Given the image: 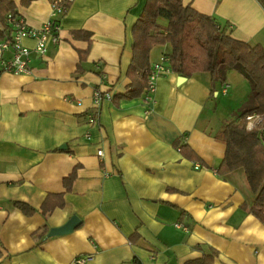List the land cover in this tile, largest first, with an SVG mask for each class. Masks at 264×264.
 <instances>
[{"label":"crops","instance_id":"crops-1","mask_svg":"<svg viewBox=\"0 0 264 264\" xmlns=\"http://www.w3.org/2000/svg\"><path fill=\"white\" fill-rule=\"evenodd\" d=\"M146 1L72 0L57 17L59 43L32 54L28 74L0 75V264H73L78 256L87 264H264V226L242 208L253 201L243 173L217 174L226 148L215 134L248 102V82L228 70L227 94L217 84L212 95L208 74L178 84L170 73L157 79L150 106L145 93L119 98L131 84L132 29ZM181 1L264 49V0ZM14 2L30 27L50 18L48 0ZM169 50L154 47L151 66ZM96 91L111 95L98 109ZM52 195L64 206L43 216ZM72 216L80 219L72 233L47 237Z\"/></svg>","mask_w":264,"mask_h":264},{"label":"trees","instance_id":"trees-1","mask_svg":"<svg viewBox=\"0 0 264 264\" xmlns=\"http://www.w3.org/2000/svg\"><path fill=\"white\" fill-rule=\"evenodd\" d=\"M33 1L36 0H20V5L26 7ZM48 1L52 3L56 0ZM10 14H18L14 0H0V40L8 37L7 16ZM132 36L133 56L127 73L131 84L129 91L119 98H139L146 92L151 69L149 55L157 46H169L167 57L172 73L185 78L199 73L208 74L212 95L217 84L224 85L228 70L238 72L248 82L252 106L215 134L214 138L226 148L217 174L226 177L235 171L243 173L253 201L250 205L243 204L242 208L264 226V49L233 39L226 27L217 24L213 17L198 13L181 0H147L132 29ZM75 37L90 40L88 33H75ZM83 58L80 55V59ZM250 114L261 115L262 122L247 130L244 117ZM175 146L179 145L175 143ZM185 148L186 145L180 146L179 151L183 152ZM74 180L75 172L64 180L67 191ZM14 206L27 216L35 212L22 203H15ZM63 206L62 195H52L46 198L41 211L46 216ZM134 241L132 237L131 242ZM211 262V258L207 257L186 264Z\"/></svg>","mask_w":264,"mask_h":264},{"label":"built area","instance_id":"built-area-1","mask_svg":"<svg viewBox=\"0 0 264 264\" xmlns=\"http://www.w3.org/2000/svg\"><path fill=\"white\" fill-rule=\"evenodd\" d=\"M72 0H56L51 3V14L48 21L41 27L33 28L28 26L20 15H8L7 24L9 26L8 37L0 40V75L8 73L11 75H25L30 72V63L32 54L38 57H44L49 44H58L60 41V28L57 23V17L65 14L68 5ZM25 40L33 42L30 48L24 44ZM171 72L167 56L153 64L147 80V88L144 95V103L150 106L153 102V93L156 87V81L159 77L169 75ZM229 86L224 85L222 95H226ZM104 100H111V95L102 94L99 91L94 92L92 105L98 109ZM150 109L146 110L149 113ZM95 118L91 115L88 117L90 125L95 123ZM246 129L252 130L262 122V116L259 114H250L244 117ZM264 140V130L262 131ZM98 156L102 155L101 151L97 152ZM180 228V226L176 225ZM89 256H78L74 259L73 264H87Z\"/></svg>","mask_w":264,"mask_h":264},{"label":"water","instance_id":"water-1","mask_svg":"<svg viewBox=\"0 0 264 264\" xmlns=\"http://www.w3.org/2000/svg\"><path fill=\"white\" fill-rule=\"evenodd\" d=\"M184 77L179 76L177 79V83L183 82ZM80 225V219L76 216H72L64 225L57 228H52L47 234L48 238L63 236L72 233L78 226Z\"/></svg>","mask_w":264,"mask_h":264},{"label":"rangeland","instance_id":"rangeland-1","mask_svg":"<svg viewBox=\"0 0 264 264\" xmlns=\"http://www.w3.org/2000/svg\"><path fill=\"white\" fill-rule=\"evenodd\" d=\"M214 99V98H213ZM222 99V97H221V95L218 97V99H217V102L218 101H220ZM252 106V104H251V96H250V98L248 99V102L247 103H245L244 104V106L242 107V109L239 111V112H242L244 109H246V108H249V107H251ZM238 117V116H237Z\"/></svg>","mask_w":264,"mask_h":264}]
</instances>
